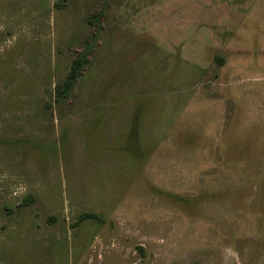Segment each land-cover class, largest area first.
Instances as JSON below:
<instances>
[{
  "label": "rangeland",
  "instance_id": "obj_1",
  "mask_svg": "<svg viewBox=\"0 0 264 264\" xmlns=\"http://www.w3.org/2000/svg\"><path fill=\"white\" fill-rule=\"evenodd\" d=\"M0 264H264V0H0Z\"/></svg>",
  "mask_w": 264,
  "mask_h": 264
},
{
  "label": "trees",
  "instance_id": "obj_2",
  "mask_svg": "<svg viewBox=\"0 0 264 264\" xmlns=\"http://www.w3.org/2000/svg\"><path fill=\"white\" fill-rule=\"evenodd\" d=\"M92 15L94 19L98 18L99 10H96L94 13H92ZM90 47V40L88 38L85 39L84 44L81 46V48H78L75 51V53L70 59L69 66L64 77L54 84L53 102L58 101L71 90V87L73 86L78 75L83 71L85 65L88 62ZM94 215L95 213L91 211H82L78 215L77 219H81L85 216Z\"/></svg>",
  "mask_w": 264,
  "mask_h": 264
}]
</instances>
